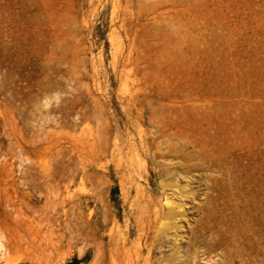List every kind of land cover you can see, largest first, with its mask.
<instances>
[{
    "label": "rangeland",
    "instance_id": "rangeland-1",
    "mask_svg": "<svg viewBox=\"0 0 264 264\" xmlns=\"http://www.w3.org/2000/svg\"><path fill=\"white\" fill-rule=\"evenodd\" d=\"M141 135H244L190 254L264 264V0H0V264H93Z\"/></svg>",
    "mask_w": 264,
    "mask_h": 264
},
{
    "label": "bare ground",
    "instance_id": "bare-ground-1",
    "mask_svg": "<svg viewBox=\"0 0 264 264\" xmlns=\"http://www.w3.org/2000/svg\"><path fill=\"white\" fill-rule=\"evenodd\" d=\"M124 26L126 32L132 30V22ZM128 58L131 62L132 53ZM243 136L141 135L137 142L113 148L118 151L122 191L129 200V211L124 212L123 225L117 219L110 226L107 222L100 225L107 227L109 239L100 242L93 264H195L193 261L202 250L196 249L195 255L190 253L211 243L207 234L214 231L217 203L221 194L228 192L225 178H238L231 149ZM109 151V145L102 147L104 154ZM128 175L136 190L132 196L126 186L131 182ZM152 177L159 179L157 188L151 186ZM190 210L199 218L185 223ZM93 215L89 218L91 241L100 228Z\"/></svg>",
    "mask_w": 264,
    "mask_h": 264
}]
</instances>
